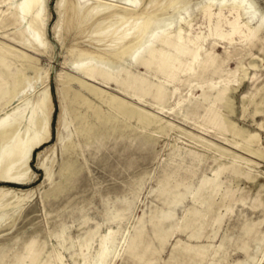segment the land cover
Here are the masks:
<instances>
[{"label": "rangeland", "instance_id": "rangeland-1", "mask_svg": "<svg viewBox=\"0 0 264 264\" xmlns=\"http://www.w3.org/2000/svg\"><path fill=\"white\" fill-rule=\"evenodd\" d=\"M24 5L0 0V264H91L107 234L105 264H264V0Z\"/></svg>", "mask_w": 264, "mask_h": 264}, {"label": "bare ground", "instance_id": "bare-ground-1", "mask_svg": "<svg viewBox=\"0 0 264 264\" xmlns=\"http://www.w3.org/2000/svg\"><path fill=\"white\" fill-rule=\"evenodd\" d=\"M37 0H25V5L24 7L27 8H31ZM74 7V6H73ZM73 10V9H72ZM80 10V9H79ZM75 14L77 16V18L79 19H86V17L89 15L88 12L86 10L84 11H79ZM234 10V9H233ZM75 11V9H74ZM203 14L205 15V17L209 20H211V17L214 15L213 9H212V3L209 2L204 6L203 9ZM75 13V12H74ZM220 13L221 12H217V21H216V25H218L219 23V18H220ZM75 18V17H74ZM78 19V20H79ZM36 20V19H34ZM75 20V19H74ZM80 20V21H81ZM227 25L230 27V31L228 33H221L218 32L217 30L214 31L216 36L220 37V38H225V37H230L232 39V36L234 34H240L242 33L241 31V22L239 21V16L237 11L235 10V13L233 14V16L231 17V19L227 20ZM36 26V25H35ZM103 27V26H102ZM216 27V26H215ZM217 29V28H215ZM92 31V30H91ZM213 32V33H214ZM199 38V36L196 37V39ZM181 40V34L178 35L177 38V44L174 45V48L176 49V51L178 53L182 52L183 46L180 42ZM189 42H192L193 44H196V42L194 40H189ZM199 47V45H197V48ZM198 56V50L194 51L192 53V60L195 61L196 58ZM179 65V59H177L176 63L174 64V68H177ZM191 69V68H190ZM225 83L227 84L229 82L228 80H224ZM51 96V95H50ZM50 96L46 93L44 96H42L41 98H39L37 100V105L40 107V109H42L46 114L47 112L50 110V105H51V99ZM61 116V114H60ZM61 119V117H60ZM64 119V118H63ZM61 121V120H60ZM62 122V121H61ZM49 135L47 134L45 139H48ZM18 139V138H17ZM58 143V142H57ZM57 147V146H56ZM20 153V144L19 143H14L13 145H11L8 149V151L4 152V153H0L1 157H0V179L1 181H6V179H8V169H9V165L11 164V161ZM109 233V232H108ZM109 241H110V236L109 234L104 235L103 238L101 239L100 245H99V249L96 252V256L93 259L91 264H105L106 261L108 262V258L110 256V245H109ZM62 257V256H61ZM61 257L59 256L58 259L61 260ZM59 260V262H60Z\"/></svg>", "mask_w": 264, "mask_h": 264}]
</instances>
